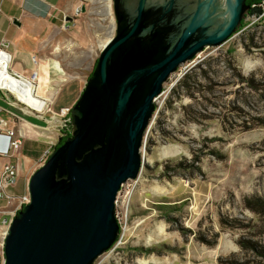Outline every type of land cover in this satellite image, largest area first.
Masks as SVG:
<instances>
[{"label": "rangeland", "instance_id": "1", "mask_svg": "<svg viewBox=\"0 0 264 264\" xmlns=\"http://www.w3.org/2000/svg\"><path fill=\"white\" fill-rule=\"evenodd\" d=\"M251 14L163 83L138 176L116 195L123 237L92 264H264V16ZM115 28L114 13L79 23L58 93L67 118ZM43 159L29 161L25 180Z\"/></svg>", "mask_w": 264, "mask_h": 264}, {"label": "water", "instance_id": "2", "mask_svg": "<svg viewBox=\"0 0 264 264\" xmlns=\"http://www.w3.org/2000/svg\"><path fill=\"white\" fill-rule=\"evenodd\" d=\"M174 2L113 0L115 34L71 106L70 134L28 178L29 202L8 225L3 264H92L116 241V195L138 176L163 83L205 46L228 39L243 11L242 0L223 10L208 0L163 39L157 27Z\"/></svg>", "mask_w": 264, "mask_h": 264}, {"label": "crops", "instance_id": "3", "mask_svg": "<svg viewBox=\"0 0 264 264\" xmlns=\"http://www.w3.org/2000/svg\"><path fill=\"white\" fill-rule=\"evenodd\" d=\"M76 7L80 8L78 13ZM112 13L113 0H0V47L10 53L13 71L23 76L37 71L34 91L46 100L43 109L35 113L0 90V173L6 161L16 160V183L6 187L13 195L27 192L28 178L26 181L23 175L29 161L44 158V151H51L67 133L69 125L63 120L68 116L63 111L70 106L66 100L59 101L58 93L61 70L67 62L73 63L67 50L81 38L79 23L96 16L102 20ZM64 22L69 29H62ZM9 129L24 134L20 148L12 149ZM7 151L12 156H4ZM3 204L0 200V207Z\"/></svg>", "mask_w": 264, "mask_h": 264}, {"label": "built area", "instance_id": "4", "mask_svg": "<svg viewBox=\"0 0 264 264\" xmlns=\"http://www.w3.org/2000/svg\"><path fill=\"white\" fill-rule=\"evenodd\" d=\"M250 9L252 10L251 18L256 19L258 17H263L264 16V0H260L259 2L252 4ZM79 11H80V8L76 7L75 12L78 13ZM246 18H248V13H247ZM68 27L69 26L67 25V23L64 22L62 25V28L66 29ZM10 59H11L10 53H8L4 49V47L1 46L0 47V67H4L8 71L9 74H11L12 76H14L16 78H22V79H25L27 81H31L33 83L35 78H37V76H36L37 72L35 70H33L30 77L23 76V75L15 72V71H13L10 68V66H9L10 65ZM33 60L35 61L34 58H33ZM0 90L5 92L7 95L11 96L17 103L21 102L24 104V106H26L30 109L41 111L43 109V107L46 105V100L44 98H42L41 96L36 95L35 92H34V94L39 99V101L43 102V104H41L40 108L29 106L28 104L25 103V101L20 99L7 86L0 84ZM63 112H64L63 114L65 115L66 111H63ZM69 120H70L69 118H65L63 120L64 124L68 123ZM7 133L11 138L10 139V145H11L12 149H14V148L16 149L22 142L21 132H15L13 129H9ZM49 153H50L49 150L44 151V153H43L44 159H46V157L48 156ZM17 175H18L17 165L13 160H9L3 164L2 171L0 173V200L8 201L11 198H14V199L17 198L18 202H17V205L13 209L2 210L3 208H0V225L3 226V229H2L1 234H0V236H1L0 237V264H3V262H4V237H5V234L7 232L8 225H9L12 217L19 210V208H21L25 203L29 202L28 192H25L23 194L15 196L6 190V187L14 185L16 183ZM117 202H118V200L115 199V216H116L118 223H119V232H118V236H117L116 241H121V239L123 237V231H122V226H121L123 213L118 207H116Z\"/></svg>", "mask_w": 264, "mask_h": 264}, {"label": "flooded vegetation", "instance_id": "5", "mask_svg": "<svg viewBox=\"0 0 264 264\" xmlns=\"http://www.w3.org/2000/svg\"><path fill=\"white\" fill-rule=\"evenodd\" d=\"M208 0H175L173 7L167 11L166 18L159 24L157 30L161 32L163 39L170 37L173 34L174 30L181 25L182 22L187 20V17L191 16L198 11L199 5H203ZM216 3L222 8L226 4L227 0H215ZM260 0H242L243 11L241 13L240 20L236 25L237 29L241 23L244 22V19L247 16V13L251 10L250 7L252 4L259 2ZM210 5L205 4V8ZM213 17V14L210 15ZM115 18V17H114ZM115 24L117 27V20L115 19ZM116 30V28H115ZM197 32V30H196ZM150 38V34L147 33Z\"/></svg>", "mask_w": 264, "mask_h": 264}, {"label": "bare ground", "instance_id": "6", "mask_svg": "<svg viewBox=\"0 0 264 264\" xmlns=\"http://www.w3.org/2000/svg\"><path fill=\"white\" fill-rule=\"evenodd\" d=\"M0 84L9 87L29 106L40 108L41 104H43L34 94L35 91H33V83L31 81L12 76L4 67H0Z\"/></svg>", "mask_w": 264, "mask_h": 264}, {"label": "trees", "instance_id": "7", "mask_svg": "<svg viewBox=\"0 0 264 264\" xmlns=\"http://www.w3.org/2000/svg\"><path fill=\"white\" fill-rule=\"evenodd\" d=\"M249 12H252V10H250ZM96 63H97V58L95 59V62H94V67L92 69V71L95 69L96 67ZM91 71V73H92ZM89 77V76H88ZM69 127H71V123H69ZM70 134V131L68 133H66L65 135L61 136L57 142L56 145L53 146V148H55L57 145H59L60 143H62L64 141V139Z\"/></svg>", "mask_w": 264, "mask_h": 264}]
</instances>
